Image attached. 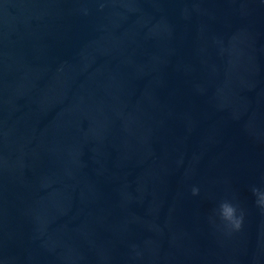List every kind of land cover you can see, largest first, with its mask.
Returning a JSON list of instances; mask_svg holds the SVG:
<instances>
[{
  "label": "water",
  "instance_id": "water-1",
  "mask_svg": "<svg viewBox=\"0 0 264 264\" xmlns=\"http://www.w3.org/2000/svg\"><path fill=\"white\" fill-rule=\"evenodd\" d=\"M257 192L264 0H0V264H264Z\"/></svg>",
  "mask_w": 264,
  "mask_h": 264
},
{
  "label": "clouds",
  "instance_id": "clouds-1",
  "mask_svg": "<svg viewBox=\"0 0 264 264\" xmlns=\"http://www.w3.org/2000/svg\"><path fill=\"white\" fill-rule=\"evenodd\" d=\"M196 191L195 189L193 190ZM258 204L264 206V192H257ZM220 216L227 223V225L234 230H239L243 222V213L237 216L235 206L229 202L222 203L220 206Z\"/></svg>",
  "mask_w": 264,
  "mask_h": 264
}]
</instances>
